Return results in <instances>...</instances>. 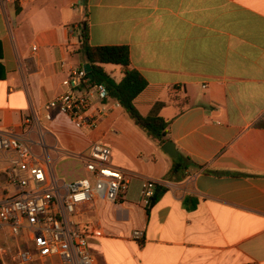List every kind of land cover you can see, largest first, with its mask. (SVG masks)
I'll list each match as a JSON object with an SVG mask.
<instances>
[{
    "label": "crops",
    "instance_id": "crops-1",
    "mask_svg": "<svg viewBox=\"0 0 264 264\" xmlns=\"http://www.w3.org/2000/svg\"><path fill=\"white\" fill-rule=\"evenodd\" d=\"M82 24L92 47H129L130 69L148 82L135 105L170 121L182 159L115 99L91 131L57 111L25 122L87 64ZM0 46V130L37 147L53 173L102 142L128 178L119 202L100 199L82 215L99 230L88 239L97 264H264V0H0ZM103 67L117 82L125 75ZM10 161L0 153V175ZM148 181L166 188L149 214ZM6 194L2 185L0 202Z\"/></svg>",
    "mask_w": 264,
    "mask_h": 264
},
{
    "label": "built area",
    "instance_id": "built-area-1",
    "mask_svg": "<svg viewBox=\"0 0 264 264\" xmlns=\"http://www.w3.org/2000/svg\"><path fill=\"white\" fill-rule=\"evenodd\" d=\"M62 86L64 91L44 105V114L27 117V124L41 126L42 118L51 121L57 111L78 130L91 131L109 115L113 98L86 68L72 69ZM115 105L121 106L117 100ZM0 153L11 155L0 175V188L7 190L0 202V264H97L88 239L99 230L82 215L100 199L119 202L129 183L124 171L113 165L111 147L94 142L90 153L79 157L88 176L69 184L57 181L15 130H0ZM154 188V182L145 184L146 206ZM133 235L140 239L143 232Z\"/></svg>",
    "mask_w": 264,
    "mask_h": 264
},
{
    "label": "trees",
    "instance_id": "trees-1",
    "mask_svg": "<svg viewBox=\"0 0 264 264\" xmlns=\"http://www.w3.org/2000/svg\"><path fill=\"white\" fill-rule=\"evenodd\" d=\"M81 39L82 44L79 48V53L85 57L87 64L89 63L92 66V74L94 76L93 82L105 84L110 96L121 104L134 123L163 146L168 141L167 134L170 121L159 116L156 111L148 116H143L138 111L135 105V100L147 89L148 82L137 70L130 69L131 57L129 47L90 46L89 27L87 24L81 25ZM1 58L2 55L0 52V59ZM106 64L121 65L125 68V75L120 82H117L105 71L103 65ZM257 126L264 127V118L257 124ZM182 158V156L179 157V159ZM176 161H178V159ZM178 167L179 165H174L172 172H176ZM165 192V187H160L154 192V196L151 198L150 205L147 208L148 214L150 208L159 201Z\"/></svg>",
    "mask_w": 264,
    "mask_h": 264
},
{
    "label": "rangeland",
    "instance_id": "rangeland-1",
    "mask_svg": "<svg viewBox=\"0 0 264 264\" xmlns=\"http://www.w3.org/2000/svg\"><path fill=\"white\" fill-rule=\"evenodd\" d=\"M113 68V67H112ZM121 76H117L119 79ZM73 132H75L74 128H71ZM33 152L35 154L38 153V148L35 147ZM54 176L57 181L60 183H72L80 178L88 176V173L85 170L84 163L81 160L72 159L68 160V162H61L55 165L54 168ZM84 218L82 217V220ZM80 220V219H79Z\"/></svg>",
    "mask_w": 264,
    "mask_h": 264
},
{
    "label": "water",
    "instance_id": "water-1",
    "mask_svg": "<svg viewBox=\"0 0 264 264\" xmlns=\"http://www.w3.org/2000/svg\"><path fill=\"white\" fill-rule=\"evenodd\" d=\"M84 68L87 69V71L89 72L90 78L93 79L94 76L92 74V66L91 64H86L84 66ZM163 150L170 155L172 158L177 159L179 157V153L176 150V146L174 145V143L172 141H167L164 145H163Z\"/></svg>",
    "mask_w": 264,
    "mask_h": 264
}]
</instances>
